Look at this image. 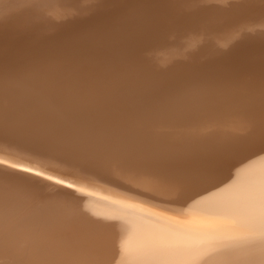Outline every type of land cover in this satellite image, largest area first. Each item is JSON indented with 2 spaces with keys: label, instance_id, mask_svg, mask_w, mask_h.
Masks as SVG:
<instances>
[{
  "label": "bare ground",
  "instance_id": "1",
  "mask_svg": "<svg viewBox=\"0 0 264 264\" xmlns=\"http://www.w3.org/2000/svg\"><path fill=\"white\" fill-rule=\"evenodd\" d=\"M1 167L0 264H264V0H0Z\"/></svg>",
  "mask_w": 264,
  "mask_h": 264
},
{
  "label": "water",
  "instance_id": "2",
  "mask_svg": "<svg viewBox=\"0 0 264 264\" xmlns=\"http://www.w3.org/2000/svg\"><path fill=\"white\" fill-rule=\"evenodd\" d=\"M11 111L13 112L12 114H14V113H16L17 110L13 109ZM12 117L14 118L13 119L14 128H16V127H17L16 129L28 128V129L25 130V133L29 134V136H31V135H39V133H42V131H44L43 128H51V127L53 128V124L52 123L54 121L52 122V121L47 120V121H49L48 122L50 124V126H49V125H47V124H45L43 122V121H45L44 119H42L43 117L38 115V113H36V112L21 111V112H18V114L12 115ZM18 131L22 132V130H18ZM18 131H16V133H18ZM0 177L7 178V179L8 178H13V179H17V180H15L16 182L17 181H24V182L29 184V182H28V178L29 177L25 176L22 173L16 172V171L3 169L2 167L0 168ZM9 180H12V179H9ZM28 187H30V186L28 185ZM31 189H33V188L31 187ZM52 197L55 198L54 199L55 201L61 202V200L66 197V195L65 194L64 195L54 194V196H52Z\"/></svg>",
  "mask_w": 264,
  "mask_h": 264
},
{
  "label": "snow or ice",
  "instance_id": "3",
  "mask_svg": "<svg viewBox=\"0 0 264 264\" xmlns=\"http://www.w3.org/2000/svg\"><path fill=\"white\" fill-rule=\"evenodd\" d=\"M13 167H21L19 165H13ZM25 171H31V169H25Z\"/></svg>",
  "mask_w": 264,
  "mask_h": 264
}]
</instances>
